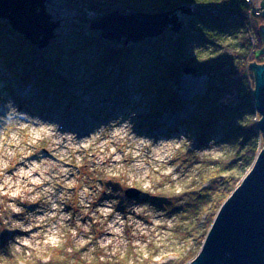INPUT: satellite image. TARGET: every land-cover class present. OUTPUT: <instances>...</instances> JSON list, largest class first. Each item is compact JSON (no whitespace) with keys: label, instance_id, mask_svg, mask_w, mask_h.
<instances>
[{"label":"rangeland","instance_id":"1","mask_svg":"<svg viewBox=\"0 0 264 264\" xmlns=\"http://www.w3.org/2000/svg\"><path fill=\"white\" fill-rule=\"evenodd\" d=\"M258 2L253 5L259 14L252 13L255 16L248 15L240 23L252 47L245 67L254 88L250 63L264 64L260 35L264 7ZM64 7L61 1L48 2L53 20L61 23L56 38L76 32ZM143 42L152 44L148 40L138 43ZM56 71L71 93L69 100L61 101L62 93L46 94L31 85L15 86L7 76L0 78V213L8 214L10 257L20 264L192 262L187 254L207 224L213 223L212 212L210 208L195 212L194 203L179 195L194 186L208 185L203 180L216 168L212 161L219 157L226 161L235 152V144L223 140L220 128L200 145L195 129L182 124L195 111L190 101L205 92L207 75H184L174 91L185 104L180 109L164 106L148 119L157 101L154 97L130 89L128 101H114L110 99L113 89L87 90L93 81L90 73L66 61ZM25 97H30L31 105L34 100L49 103L54 108L46 112L51 118L23 107L20 98ZM76 115L84 125L71 132L66 120ZM250 116L257 123L261 118L256 108ZM173 117L177 122L169 123ZM258 135L260 152L264 133L258 130ZM248 171L235 163L225 174L241 176V182ZM129 187L141 190V195L126 197L124 191ZM147 192L161 197H145ZM167 194L177 198L167 202Z\"/></svg>","mask_w":264,"mask_h":264},{"label":"trees","instance_id":"2","mask_svg":"<svg viewBox=\"0 0 264 264\" xmlns=\"http://www.w3.org/2000/svg\"><path fill=\"white\" fill-rule=\"evenodd\" d=\"M49 1L65 4V11L72 17L76 32L60 34L48 49L40 50L15 32L7 21L0 20V64L3 69L0 78L7 76L16 82L15 86L31 85L46 94L62 93L61 101L69 100L71 93L65 89V82L56 71V67L66 61L72 68L90 73L93 81L87 89L89 91L113 89L110 99L128 101V91L133 89L157 99L148 112L150 119L164 106L180 109L185 104L174 89L180 84L186 66L195 67L196 75H207L205 92L190 101L195 111L182 124L195 129L200 145L220 128L223 140L235 144V152L226 161L221 157L212 161L216 168L209 171L203 180L208 185L194 186L179 197L191 200L195 212L210 208V220L213 221L222 203L242 178L226 175L225 169L236 163L243 165L246 172L259 152L258 123L250 118L255 113L254 87L249 83L245 67L252 47L246 30L240 24L248 18L246 0ZM183 4L191 6L194 13L180 14L181 30L174 32L168 29L162 35L148 39L152 44L143 42L125 46L122 41L104 39L100 31L90 28L93 21L114 10L121 13L155 12ZM254 23L258 24L259 20L255 19ZM257 57L260 59L262 56ZM131 76L132 84L129 82ZM32 111L39 113L38 109ZM156 196L159 195L152 192L145 195L161 197ZM174 198L177 197L170 194L164 197L167 202H174ZM7 215V211L0 213V241H4L5 246L0 264H20L18 259L10 257V240L5 224ZM209 223L187 258H193L199 252L211 225Z\"/></svg>","mask_w":264,"mask_h":264},{"label":"water","instance_id":"3","mask_svg":"<svg viewBox=\"0 0 264 264\" xmlns=\"http://www.w3.org/2000/svg\"><path fill=\"white\" fill-rule=\"evenodd\" d=\"M49 0H0V20L38 49H46L56 38L60 21L53 20L48 11ZM261 7L264 1L261 0ZM264 11V10H263ZM191 15L194 9L183 4L163 11L121 13L114 10L91 23L90 28L101 32L108 41L123 42L125 46L182 28L180 14ZM264 16V12H263ZM264 42V24L260 26ZM254 73L255 108L261 115L257 124L264 133V64L250 63ZM184 75L196 73L186 66ZM125 196L138 198L141 190L129 187ZM191 264H264V147L247 172L220 206L202 246Z\"/></svg>","mask_w":264,"mask_h":264},{"label":"bare ground","instance_id":"4","mask_svg":"<svg viewBox=\"0 0 264 264\" xmlns=\"http://www.w3.org/2000/svg\"><path fill=\"white\" fill-rule=\"evenodd\" d=\"M261 4V0H259V5ZM26 101H30V98H24V100L22 101V103H26ZM26 106V105H25ZM50 116V114L49 113H45V116H44V118H48ZM77 117V118H76ZM76 117H75V119L74 118H71V119H68L67 118V120H66V124L68 125V127L70 128V131L72 132V130H71V127H74V126H83L84 125V122H83V119H79L78 117V115H76ZM178 117H181V115H179ZM51 118V117H50ZM53 120L55 121V118L53 117ZM177 120H178V118L177 117H173L170 121H168L169 123H172V124H174V123H176L177 122ZM172 124H170V127H173V125ZM175 129V131L174 132H176L177 131V129L178 128H174ZM167 131V129H164V131H163V133L164 132H166Z\"/></svg>","mask_w":264,"mask_h":264},{"label":"built area","instance_id":"5","mask_svg":"<svg viewBox=\"0 0 264 264\" xmlns=\"http://www.w3.org/2000/svg\"><path fill=\"white\" fill-rule=\"evenodd\" d=\"M249 4H250V8H249V18H250V16L252 17V16H255V14H253L252 15V13H257V14H259L258 13V8L255 6V5H253V3H254V1L255 0H246ZM259 1V0H258ZM259 3V2H258ZM256 14V15H257ZM184 264V263H183ZM185 264H191V261L190 262H187V263H185Z\"/></svg>","mask_w":264,"mask_h":264}]
</instances>
